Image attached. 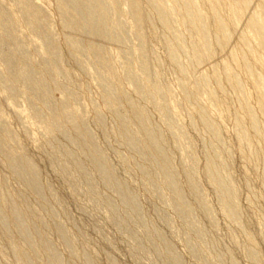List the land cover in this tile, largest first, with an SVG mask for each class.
<instances>
[{
    "label": "rangeland",
    "instance_id": "rangeland-1",
    "mask_svg": "<svg viewBox=\"0 0 264 264\" xmlns=\"http://www.w3.org/2000/svg\"><path fill=\"white\" fill-rule=\"evenodd\" d=\"M263 25L0 0V264H264Z\"/></svg>",
    "mask_w": 264,
    "mask_h": 264
},
{
    "label": "bare ground",
    "instance_id": "bare-ground-1",
    "mask_svg": "<svg viewBox=\"0 0 264 264\" xmlns=\"http://www.w3.org/2000/svg\"><path fill=\"white\" fill-rule=\"evenodd\" d=\"M214 1H216V0H214ZM242 1V0H241ZM245 3V2H244ZM264 26V25H263ZM30 170V169H29ZM33 173V172H32ZM32 177H33V174H32V176L30 177L31 179H30V183L33 185L34 184V179H32Z\"/></svg>",
    "mask_w": 264,
    "mask_h": 264
}]
</instances>
